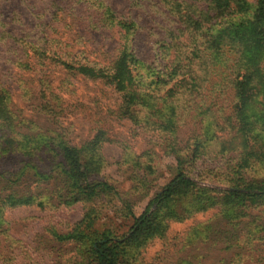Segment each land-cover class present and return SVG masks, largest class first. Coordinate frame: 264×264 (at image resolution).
<instances>
[{"label": "trees", "instance_id": "1", "mask_svg": "<svg viewBox=\"0 0 264 264\" xmlns=\"http://www.w3.org/2000/svg\"><path fill=\"white\" fill-rule=\"evenodd\" d=\"M120 1L126 15L117 0H38L29 7L33 27L20 13L16 24L0 18V60L8 66L0 67V238L10 240L8 210L88 205L69 231L43 230L55 257L62 260L70 247L74 264H148L143 251L164 239L171 223L214 211L189 230L184 248L232 254L211 264H264V0H158L175 26L153 50L159 69L138 54L140 28L128 14L151 0ZM97 35L114 47L92 45ZM55 73L62 76L57 85ZM71 78L111 90L119 99L116 120L134 137L152 134L160 147L139 154L123 147L121 165L133 169L136 200L101 180L108 164L102 148L112 141L101 121L90 139L73 145L27 116L7 84L14 80L25 102L40 97L33 108L58 122ZM161 153L174 158L176 173L137 214ZM200 161L210 169H197ZM203 172L217 176L221 189L203 186ZM104 201L120 203L126 231L100 223Z\"/></svg>", "mask_w": 264, "mask_h": 264}, {"label": "rangeland", "instance_id": "2", "mask_svg": "<svg viewBox=\"0 0 264 264\" xmlns=\"http://www.w3.org/2000/svg\"><path fill=\"white\" fill-rule=\"evenodd\" d=\"M253 2L254 0H249ZM115 4V0H110ZM120 8L116 9L119 14L126 15V2L117 0ZM7 3V4H6ZM6 3H0V18L10 23L16 24V14H21L27 27H33V17L30 15V6H40L38 0H9ZM149 6V8L145 6ZM143 8L136 11H129L139 24L138 36L135 37V46L139 51L140 57L143 59L147 67L159 69V63L152 61L154 51L157 49V42L166 37V32L173 29L171 20L162 14L158 0H151L149 4L143 3ZM92 45L104 47L111 50L114 42L102 40L99 35L94 36ZM154 50V51H153ZM0 67L7 69L8 66L0 60ZM143 70V69H142ZM143 72V71H142ZM57 77L54 85L58 84L61 74H54ZM70 84L63 87L61 96L63 97L66 110L62 117L57 118L58 122H53L44 112L33 108V104L40 103V97L35 100L25 102L20 96V92L14 80L7 82L8 87L14 94L19 108L36 122H40L43 126L51 129L62 131L73 145H79L90 139L94 135V129L98 127V121H101L108 130V137L112 140L110 143L104 144L102 153L107 161V166L101 174V180L107 181L114 185L120 195L132 201L137 198L131 192L134 183L133 169L128 165H121L123 157V147L128 145L136 154L143 153L145 150L161 151L159 146H155L152 134H142L134 137L127 122H120L113 116L118 104V96L111 90L103 87L101 84L92 83L82 79H69ZM185 132V130H184ZM160 153V152H159ZM160 158L155 160L157 169L156 180L153 187L145 200L136 203L134 212L139 214L144 209L153 196L168 183L176 173V162L174 158H168L160 154ZM217 163H212L213 168ZM211 163L201 161L197 163V169L209 170ZM216 168L214 173H220ZM214 170V169H213ZM220 170V169H219ZM205 171V170H204ZM197 176L198 174L195 173ZM201 177L209 180L201 183L203 186L211 189L220 190L221 186L217 176L203 172ZM105 206L102 209L100 223L105 227L119 229L121 232L126 231L125 225L117 210L120 208L119 202L109 204L104 201ZM88 205L77 204L69 208L60 207L58 209L39 210L37 208H17L8 210L4 219L9 224L10 240L0 238V264H74L76 257L74 251L70 247H66L62 253V260H59L52 250H48L45 242L46 234L43 230L46 228H54L60 233L69 231L76 223H78ZM264 210V209H263ZM257 212V211H256ZM214 211H208L192 217L182 224L171 223L164 239L155 240L143 251L141 259L143 263L148 264H180V260L191 261L197 259L203 264H211L221 259L227 261L231 259V253H224L214 249H209L203 245H197L193 248H184L187 233L197 224L204 223L213 218ZM49 245V244H48ZM194 264L195 261L193 262Z\"/></svg>", "mask_w": 264, "mask_h": 264}]
</instances>
